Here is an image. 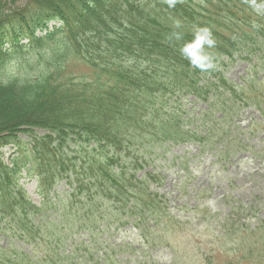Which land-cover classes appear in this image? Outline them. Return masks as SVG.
I'll use <instances>...</instances> for the list:
<instances>
[{
  "label": "trees",
  "instance_id": "obj_1",
  "mask_svg": "<svg viewBox=\"0 0 264 264\" xmlns=\"http://www.w3.org/2000/svg\"><path fill=\"white\" fill-rule=\"evenodd\" d=\"M198 26L216 40L206 49L210 72L179 51ZM173 31L182 39H169ZM239 62L247 72L235 83L227 71ZM188 98L204 108L179 112ZM246 108L264 122V0H0V223L4 235L14 232L0 264H66L77 255L59 250L84 232L102 251L95 263H115L120 246L103 240L111 226L132 227L144 257L171 245L170 264H181L191 231L170 212L148 163L166 145L187 142L228 160L246 147L239 129L231 133ZM8 147L15 151L5 163ZM28 178L37 180L40 205L21 184ZM62 182L68 190L59 193ZM241 214L257 218L251 230L264 237V206ZM13 238L37 247L47 240L50 255L40 263ZM86 256L80 264L93 262Z\"/></svg>",
  "mask_w": 264,
  "mask_h": 264
},
{
  "label": "rangeland",
  "instance_id": "obj_2",
  "mask_svg": "<svg viewBox=\"0 0 264 264\" xmlns=\"http://www.w3.org/2000/svg\"><path fill=\"white\" fill-rule=\"evenodd\" d=\"M77 70L75 75L81 76L84 68L79 66ZM246 72L247 65L239 62L227 71V76L235 83H240ZM192 99L188 98L187 102H182L183 107L178 111L181 113L190 111L196 114L204 108L197 104L196 109L199 110H194L190 104ZM236 129H239L247 150L241 149L237 156L230 158L226 163L219 161L211 152L204 151L202 146L191 143L166 145L165 149L158 153L160 155L153 162L148 163L147 170L155 171L163 180L162 184L154 183V186L159 188V193L167 197L170 212L180 217L182 223H185L184 228H190L191 220L193 224H201L202 227L190 232L188 237L190 247L186 251L184 248L179 250L183 253V258H179L181 264L183 261L185 264H261L264 260V237L251 230V225L256 221L252 214L255 216L259 214L257 211L252 214H241L243 206L254 204L258 207L264 206V123L258 111L246 108L240 111L239 117L232 124L231 133ZM20 136L23 142L28 143L27 136L24 134ZM217 147L220 149L219 144ZM14 151L11 147L5 149V159H3L5 163L9 162ZM182 180L184 182L180 186ZM21 184L24 185L29 198L40 205L37 180L23 179ZM67 190L65 182L56 188L59 193ZM49 218L53 220V217ZM3 228H5L4 223H0L2 248L7 247L9 238L14 235L13 231H6L4 235ZM248 229H250L248 233L241 231ZM74 235L75 237L69 239L64 244V248L59 250L62 257L65 256V251L77 255L71 261H66V264H80L79 261L83 257L84 261H87L89 258L86 255L93 257L91 264H104L102 258L95 263L97 257L102 255V251L93 248L88 236L82 233ZM109 239L111 245L130 244L133 247L128 251L125 250V246L120 247V254L115 255L116 262L111 261V264H170L171 257L175 255L171 245L155 248L147 254V257L143 256L145 246L140 247L144 250L141 251L139 248L134 252V248L141 242L138 233L132 227L118 230L115 226H111ZM12 240L15 247L18 246L23 251L32 253L40 263L43 256L50 255V251L45 249L47 240L42 242L41 247H37L33 242L24 243V239H20L19 243L15 238ZM83 242L85 245L82 244ZM86 247L94 250L85 252L83 248ZM223 248L229 253L221 258L220 253ZM213 253L222 263L213 258ZM49 259L52 262L54 257L51 256Z\"/></svg>",
  "mask_w": 264,
  "mask_h": 264
},
{
  "label": "clouds",
  "instance_id": "obj_3",
  "mask_svg": "<svg viewBox=\"0 0 264 264\" xmlns=\"http://www.w3.org/2000/svg\"><path fill=\"white\" fill-rule=\"evenodd\" d=\"M169 7H174L176 0H165ZM181 22L174 21V28L179 29ZM182 39V34L176 31L170 35L169 39ZM216 46V40L212 32L207 27H196L193 32V39L183 44L180 48L181 56L186 59L190 66L201 72H210L215 69L214 57L206 50Z\"/></svg>",
  "mask_w": 264,
  "mask_h": 264
},
{
  "label": "bare ground",
  "instance_id": "obj_4",
  "mask_svg": "<svg viewBox=\"0 0 264 264\" xmlns=\"http://www.w3.org/2000/svg\"><path fill=\"white\" fill-rule=\"evenodd\" d=\"M56 24V22H50L49 23V28L50 29H52L53 28V26ZM188 100V99H187ZM193 101H191L190 102V104H200V103H196L195 102V100L194 99H192ZM184 102H187V101H184ZM156 157H158V156H155V157H153L152 158V162L156 159ZM155 171H153V172H151V173H154ZM156 173V172H155ZM157 176L158 177H160V175L157 173ZM161 179V178H160ZM163 183V182H162ZM161 183V184H162ZM180 184H181V181H180ZM181 186V185H180ZM179 186V187H180ZM67 188V187H66ZM68 189V188H67ZM174 189H177L176 187H174ZM173 215H175V214H173ZM259 216V215H258ZM257 216V217H258ZM177 217H179L178 215H177ZM253 217V216H252ZM254 219L257 221V218H255L254 217ZM194 222L191 220V225L189 226L190 228H188L190 231H197L196 229H199L200 227H201V224H193ZM254 225H255V223H254ZM253 225V226H254ZM130 227V226H129ZM202 228V227H201ZM101 229H104V226H101ZM83 235H85V236H88V238L89 239H91V235H89L87 232H84L83 233ZM99 240V239H98ZM103 240L104 241H106L107 242V245L109 244V242H110V239H109V236H104L103 237ZM141 242V241H140ZM106 245V244H105ZM117 245H119V244H117ZM120 247L121 246H125V248H127V249H129V248H131L132 247V245H127V246H129V247H127L125 244H121V245H119ZM142 246H144L143 244H142V242H141V244H138L137 245V247L136 248H134V250H136V249H138V247L140 248V247H142ZM63 247H64V245H63ZM133 248V247H132ZM107 250V252H109V250H110V248H109V250L108 249H106ZM132 251H133V249H132Z\"/></svg>",
  "mask_w": 264,
  "mask_h": 264
}]
</instances>
